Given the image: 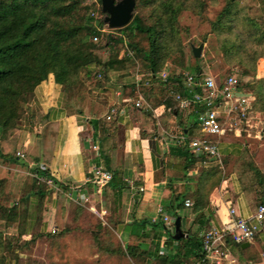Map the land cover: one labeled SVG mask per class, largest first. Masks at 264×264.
I'll return each instance as SVG.
<instances>
[{"label":"trees","instance_id":"trees-1","mask_svg":"<svg viewBox=\"0 0 264 264\" xmlns=\"http://www.w3.org/2000/svg\"><path fill=\"white\" fill-rule=\"evenodd\" d=\"M257 1L262 13L251 14V6L240 4L238 0H224L214 18L208 20L207 34L214 36L215 48L224 64L230 69L239 66L241 76L251 77L244 84L253 96L250 109L264 118V77L255 76L257 62L264 58V0ZM207 4V0H135L130 22L110 28L103 20L100 0H0V162L20 159L16 150L21 134L33 131L37 118L42 117L37 110L28 108L29 95L49 75L62 86L67 98L90 79L103 90H107V83L121 84L123 90L129 89V95L146 86V98L158 97L165 112L179 115V99L189 96L185 73L195 77L205 74L202 64L205 54L194 56L191 44L184 43L179 17L183 12L202 17ZM103 26L108 30L104 31ZM138 39L145 44H140ZM205 40L206 34L202 41ZM102 48H108L106 58L98 53ZM133 70L137 78L123 81ZM163 70L167 71L165 79L161 76ZM225 77L219 75L217 80ZM237 83L240 85L241 81L237 79ZM190 108V123L180 130L186 140L172 149L185 158L186 168L204 160L187 146V140L202 136L198 117L205 106L193 104ZM134 109L137 111V107ZM88 122L93 129V139L101 145L98 156L104 162L103 168L111 173L104 188H110L114 194L121 193L124 183L123 171L118 165L117 137L107 151L102 149L110 134L121 131L115 121L106 118L94 116ZM208 164L199 171L194 193H187L183 185L170 184L164 189L163 209L172 220L167 225L160 215L151 222L152 236L157 240L155 251L150 253L155 264L210 263L203 249L204 234L211 226V217L205 210L223 173L217 165ZM243 165L251 172L248 178L256 192L257 204H264V173L251 156L243 160ZM7 183L6 178H0V264H70L63 253L72 240L82 241L91 255L96 254L95 258H76V264H142L145 254H149L139 244L150 241V233L131 234L129 239L139 244L124 247L110 227L113 221L110 215L106 216L107 224L92 225V214L86 206L72 201L66 207L71 221L52 231L44 215L50 205L52 189L34 178L23 184L22 192L11 201L12 192L7 189ZM59 186L68 189L62 184ZM188 197L194 199L191 226L184 231L186 236L174 244L171 229L175 218L181 217ZM148 223L146 220L141 225ZM192 225H197V229L192 230ZM163 230L166 232L164 245L170 248V253L159 251L158 240ZM224 243L235 247L240 254L249 250L229 236L224 237ZM38 246L44 249L42 260L25 255ZM249 258L256 256L249 255Z\"/></svg>","mask_w":264,"mask_h":264},{"label":"crops","instance_id":"crops-1","mask_svg":"<svg viewBox=\"0 0 264 264\" xmlns=\"http://www.w3.org/2000/svg\"><path fill=\"white\" fill-rule=\"evenodd\" d=\"M255 76L264 77V58L260 59ZM107 89L106 107L101 109L89 106L85 112L70 102L62 86L49 75L36 85L28 98V108L42 114V117L37 118L34 130L23 131L17 144L16 151H24L28 162L18 158L16 162H0V169L14 171L11 177L4 173L8 178L9 191L12 186L22 188L23 184L30 182L26 174H23V167H27L28 163L46 165L57 185L62 184L68 188L60 187V191L51 192L50 205L44 211L48 228H55L58 222L67 221L69 214L66 207L72 201L85 205L95 217L106 220V216L110 215L113 219L110 227L122 245H138L139 243L129 239L131 234L145 231L152 236L151 222L156 221L160 215L167 216L169 221L172 219L163 209L164 189L170 184L183 185L187 193H194L201 167L210 164L198 161L186 168L185 158L172 152L173 146L181 145L178 139H186L185 135L180 134V130L188 127L191 108L180 109L179 115L174 116L165 112L158 102L156 105L148 102L151 108H143L150 113L146 114L140 108L135 111L132 98L122 95L121 85ZM112 108L115 113H111ZM108 115L111 118L108 119ZM94 116L115 121L121 131L115 135L110 134L102 146L107 151L114 137H117L120 145L118 165L123 171L124 183L123 190L118 194H114L110 188H104L107 184L99 187L86 182V178L93 174L96 167L104 166L103 160L98 156L101 145L93 139V129L88 122ZM263 136L264 118L259 113L251 112L249 125L217 137L222 165L213 162L211 164L222 170L223 178L210 194L205 210L211 217V228L224 227L230 223L231 207L245 218L256 211L257 195L251 187L252 181L248 178L251 177V172L245 168L243 160H248L251 156L264 173ZM93 144L97 145L95 151L92 149ZM68 192L72 198L67 196ZM73 197H78L79 202L74 201ZM186 200L193 204V198L188 197ZM108 207L110 209L107 211ZM191 210L192 205H185L181 212V225L186 220V229L191 226L193 219ZM146 220L149 223L143 227L141 223ZM166 224L169 225V222ZM174 229L173 239L176 244V241L186 236V229L181 228L183 234L177 238L174 237ZM196 229L197 225H192V230ZM164 231L158 240L159 251L170 253V248L164 245ZM156 241L152 236L150 241L139 244L141 249L149 252L145 254L142 264H155L150 253L155 251ZM246 247L249 250L240 254L235 247L224 243L219 246V253L207 257L209 264H264V222L254 240L242 248ZM249 255L256 258L251 259Z\"/></svg>","mask_w":264,"mask_h":264},{"label":"built area","instance_id":"built-area-1","mask_svg":"<svg viewBox=\"0 0 264 264\" xmlns=\"http://www.w3.org/2000/svg\"><path fill=\"white\" fill-rule=\"evenodd\" d=\"M105 30V29H103ZM96 40V38H94ZM163 79L167 76V71L161 72ZM185 82L189 87V96L179 99V108L185 110L193 104H202L205 110L198 117L201 137H192L187 140V146L197 156H203L204 163H217L222 165L221 154L219 151V141L217 137L229 131L238 130L241 127L249 125L251 113V102L253 96L243 85H238L237 79L233 76H227L222 81L211 74H202L195 77L193 74L185 73ZM197 87V90L193 88ZM137 108H151L150 104L142 97L134 103ZM115 113V109H111ZM107 118H111L110 115ZM183 137L178 139V143L183 144ZM95 151L97 145L93 144ZM16 155L27 161V155L24 151H16ZM30 174L40 182L47 184L52 191H60V186L55 182L52 174L46 165L42 163L27 164ZM111 179V173L103 167H96L91 176L86 178L87 183H94L99 187L106 185ZM67 196L72 198L70 192ZM73 200L79 202L78 197ZM186 206H191L190 200L185 201ZM232 215L230 223L224 227H212L204 234L203 249L206 257L210 258L219 253V246L224 245V237L229 236L234 241L243 243L251 242L257 235L262 223L264 222V204H259L256 211L248 218L242 217L236 213L234 207L229 209ZM164 221L169 222V218L164 216ZM55 228H52V231ZM188 264H202L200 261H191Z\"/></svg>","mask_w":264,"mask_h":264},{"label":"rangeland","instance_id":"rangeland-1","mask_svg":"<svg viewBox=\"0 0 264 264\" xmlns=\"http://www.w3.org/2000/svg\"><path fill=\"white\" fill-rule=\"evenodd\" d=\"M88 1H94V0H88ZM238 1L240 4H245L247 6H251V8L249 10L251 14L262 13V10L260 9V7H259L260 5H259L257 0H238ZM207 2H208L207 8H206L204 14L202 15V17H199L198 15L190 13V12H183L181 14V16L179 17V21H180L181 28H182L183 41L185 44H193L195 46H198L200 43L203 44V48L201 50V55L205 54L204 60L202 61V64H203V71L206 74H211L215 77H219V75L221 77H225V76L227 77V75L231 73L236 79H239L241 81V84L245 87V85H244L245 82L248 81L251 77L250 76H241L240 75L241 69L239 66H234L232 69H230L227 64H224L222 59H221L220 52L218 50H216V48H215L216 42H215L214 36L212 34H207V31L209 30L208 20L214 18L217 11L223 5L224 0H207ZM96 16L97 17L99 16L98 12H96ZM103 17H104V14H103ZM103 29H105L104 31L108 30L107 26H103ZM111 33H113L114 35L118 34L116 31H111ZM205 34H206V40L203 42L202 41L203 35H205ZM138 41L140 42V44H145L144 40L138 39ZM128 51H129V53H132L130 48H128ZM98 53L100 54L101 58H106V56L108 55V48H102L99 50ZM260 59L257 62V67L259 65ZM169 65H170V63H169ZM257 67H256V70H257ZM175 68L179 69L178 66H175ZM229 69L231 71H229ZM115 76H116L115 74L112 75L113 78H115ZM137 76L138 75L135 73V70H133L129 73V75L127 77H124L122 80L125 82H128L134 78H137ZM223 79H221V80H223ZM120 85L121 84H118L117 86H115L114 83H112V84L107 83L108 88H113V87L117 88ZM107 90H103V89L96 87L94 80L90 79V80L86 81L84 83V85H81L79 87V89H77L76 91L74 90V91L70 92L68 99L70 100V102L75 107H77L78 109L84 110L85 112H87V107H89V106L90 107H98V108L102 109V108L106 107L105 106V99L108 95ZM145 91H146V86H143V87L138 88L136 91L137 93H139V95L137 93H134L133 95H129V89L126 88V90H122V95L123 96L129 95L132 98L131 103L133 105L141 97L146 102H149V103L152 102L153 104L156 105L158 102V97L150 96V97L146 98L145 94H144ZM66 95H67V93H66ZM140 109H142V108H140ZM141 111H143V110H141ZM195 121L197 122L196 118H195ZM262 139H264V136L262 137ZM23 168H24L23 174H26V176L28 177V180H30V182H31V180H33L34 177L30 174L29 168L26 166ZM12 172H14V171L8 170V172H6L5 170L0 169V178H6L5 177L6 175L4 173H7L8 177H11ZM16 176H18V175H16ZM6 179L8 182V178H6ZM8 187L9 186L7 183V188ZM18 187H15V186L10 187L11 188L10 191L12 192V195H10L9 199L11 201L17 199L18 195L22 192L21 187L20 186H18ZM88 212H90V211H88ZM91 214H92V217L90 218V221H91L92 225H94L97 222H100L102 224H106L105 219H102L98 216L95 217V215L93 213H91ZM70 221H71V216L68 217L66 222L64 220L58 222V226H56L55 228H62L66 223H69ZM52 228L53 227H51L50 230H52ZM181 228L186 229V220L182 221ZM171 230H173V229H171ZM43 250L40 249V247L38 246V248H35L33 251L26 252L27 254H25V255H29L34 259L42 260L43 254H44ZM63 254H64L65 261H68L70 264H76V262H74V259H76V258H77V260H81L84 257L85 258H95L96 257V254L91 255L89 253V248L86 244H84L82 241H75V240L74 241L73 240L68 241Z\"/></svg>","mask_w":264,"mask_h":264},{"label":"water","instance_id":"water-1","mask_svg":"<svg viewBox=\"0 0 264 264\" xmlns=\"http://www.w3.org/2000/svg\"><path fill=\"white\" fill-rule=\"evenodd\" d=\"M101 10L104 13L103 20L110 28H118L130 22L133 16L135 0H100ZM203 44L198 46L191 44V50L194 56L201 55ZM174 237H179L183 234L181 231L180 217L174 220ZM249 242H243L242 247L248 246Z\"/></svg>","mask_w":264,"mask_h":264}]
</instances>
